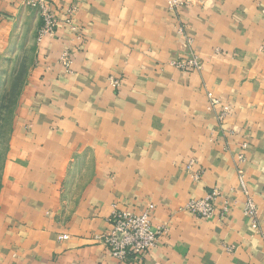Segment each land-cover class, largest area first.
I'll return each mask as SVG.
<instances>
[{"label":"crops","instance_id":"obj_1","mask_svg":"<svg viewBox=\"0 0 264 264\" xmlns=\"http://www.w3.org/2000/svg\"><path fill=\"white\" fill-rule=\"evenodd\" d=\"M26 1L0 0V58ZM60 5L76 7L83 39L61 26L38 42L39 23L0 193V264H120L95 237L116 209L150 204L165 232L126 264H264V0ZM191 56L200 71L172 64ZM213 189L219 212L234 199L226 219L186 210Z\"/></svg>","mask_w":264,"mask_h":264},{"label":"built area","instance_id":"obj_2","mask_svg":"<svg viewBox=\"0 0 264 264\" xmlns=\"http://www.w3.org/2000/svg\"><path fill=\"white\" fill-rule=\"evenodd\" d=\"M64 0H27L28 7L35 9L41 17L42 27L39 31L38 42L44 36H54L57 30L64 26L78 39H83L80 26L75 20L76 7L73 5L61 6ZM168 7L171 10L178 11L183 6L188 4V0H167ZM71 54L64 53L62 61L65 67L71 64ZM173 66L183 72L200 71L202 69L201 60L197 56L189 58H181L172 62ZM114 87L119 86L118 80H112ZM210 97L212 106H219L221 101ZM223 116L227 113L228 108H223ZM247 146H244L246 149ZM241 160L244 161V156L241 155ZM188 170L193 168V162L188 165ZM195 181L200 179L199 173L192 175ZM240 185L242 193L245 196L244 215L251 221V226L254 230L259 229L257 206L249 193L244 176L241 175ZM222 196L219 189H213L208 192L206 197L201 200L190 201L186 210L200 219L211 220L219 216L222 220L226 219L231 212V207L234 199H229L221 211H218L217 200ZM154 205H147L140 213H135L132 210L116 209L108 219L109 228L104 233L95 237V241L103 245L108 253L116 259L120 264H126L132 256L143 257L145 254L155 249L158 245L160 237L165 230L155 228L152 222L154 213ZM61 237L60 239H66Z\"/></svg>","mask_w":264,"mask_h":264},{"label":"rangeland","instance_id":"obj_3","mask_svg":"<svg viewBox=\"0 0 264 264\" xmlns=\"http://www.w3.org/2000/svg\"><path fill=\"white\" fill-rule=\"evenodd\" d=\"M40 15L28 7L14 25L11 44L0 58V193L9 160L10 139L30 73L36 63Z\"/></svg>","mask_w":264,"mask_h":264}]
</instances>
